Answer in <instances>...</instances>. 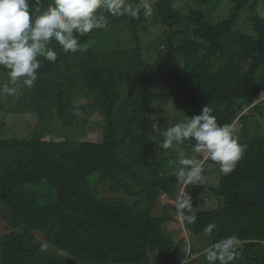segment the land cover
<instances>
[{"label": "trees", "instance_id": "16d2710c", "mask_svg": "<svg viewBox=\"0 0 264 264\" xmlns=\"http://www.w3.org/2000/svg\"><path fill=\"white\" fill-rule=\"evenodd\" d=\"M149 4L146 14L137 0L136 17L105 12L106 29L79 36L86 50L64 53L52 40L57 60L38 57L33 87L19 85L35 118L28 137H0V264H151L150 250L168 264L187 253L186 264H207L202 251L231 234L240 239L236 264H264V15L256 0ZM206 105L218 123L235 125L246 151L227 175L209 159L202 183L177 181L179 152L194 155L195 141L159 148L152 125L166 129ZM93 122L94 140L52 136ZM162 193L191 197V213L181 211L197 217L181 221L187 238L166 228L178 221L174 203L155 212ZM209 194L216 205L205 208Z\"/></svg>", "mask_w": 264, "mask_h": 264}, {"label": "clouds", "instance_id": "9594fccd", "mask_svg": "<svg viewBox=\"0 0 264 264\" xmlns=\"http://www.w3.org/2000/svg\"><path fill=\"white\" fill-rule=\"evenodd\" d=\"M41 5L42 0H0V68L7 70L13 85L0 89L2 94L16 96L20 91L16 85L33 87L38 78L37 70L41 67L38 57L43 56L49 62L57 60L56 49L49 46L52 40L59 43L64 53L83 51L86 49L80 44L79 36L106 29L109 20L105 12L111 16L132 17L138 12L137 6L127 0H52L47 7ZM141 5L146 14H151L148 0H141ZM152 127L154 132L163 136L158 145L165 150L184 141H195L192 145L194 155L179 152L180 167L175 177L181 182L202 183L205 162L209 159L219 164L223 174L231 173L247 148L239 142L235 125L218 123L207 105L199 114L169 124L166 129H161L158 122ZM174 201L180 204V212L187 209L191 213L190 196L182 203ZM182 219L194 224L197 217L187 214ZM215 228V222H211L203 232L210 235ZM239 248L237 234L223 237L206 250L207 264H236L242 258Z\"/></svg>", "mask_w": 264, "mask_h": 264}, {"label": "rangeland", "instance_id": "374dc122", "mask_svg": "<svg viewBox=\"0 0 264 264\" xmlns=\"http://www.w3.org/2000/svg\"><path fill=\"white\" fill-rule=\"evenodd\" d=\"M137 0H127V2L135 4ZM155 0H148L149 3H153ZM253 0H250L252 2ZM256 11H260L261 14L264 15V0H256ZM249 13H252V10L247 9L245 12H243L242 16H247ZM255 13V11H253ZM247 26V25H246ZM248 27V26H247ZM6 70L0 68V89H2L5 85L13 86L10 84V80L8 77L7 72H4ZM19 87V85H16ZM20 89V88H19ZM29 98L27 95L23 92V89H20L19 93L16 96H10L6 94L0 93V137L8 138V137H19V138H26L32 133V125H30L31 118L34 117L33 113H27L25 111V108H27L26 104L28 103ZM260 100H257L255 104L259 103ZM85 102V99H77L75 101V104H82ZM167 107L166 110L171 113L174 111L173 102L169 101L166 102ZM249 107H246L245 110H247ZM264 112V109H263ZM79 113L81 114V110H79ZM257 118L259 119V122H263V116L256 113ZM35 118V117H34ZM43 119H46V117L42 116ZM101 118L100 115H95L93 117L94 121H97ZM82 124V123H81ZM75 127H67L65 129H59L52 132V136L54 139H90L94 140L96 139V125L93 123L90 124H82ZM36 120L33 122V126L37 127ZM50 136V132L48 133ZM82 137V138H81ZM215 179L214 177L212 178ZM216 180V179H215ZM214 180V181H215ZM206 205H204L205 208L214 207L216 205L215 200L213 198L212 194L206 195L205 197ZM159 204L157 208L155 209V212L160 213L162 210V206L168 202L174 203L176 206V201L172 200L171 198H167V196L162 193L160 199L158 200ZM215 204V205H214ZM175 218L178 221H168L166 224V228L170 230H174V236L176 240L187 238V235H189V232L185 230L184 224L182 221V214L180 210H175L174 213ZM6 220L3 218L2 214H0V232H4L6 230L5 228ZM196 246L198 248H201L202 246L206 245V239L204 237L197 238V241L195 242ZM186 248L190 249V247L187 245ZM207 249L202 251L203 253L206 252ZM195 254L194 256L199 257L200 253ZM188 254V253H187ZM187 254H183L181 257H179L177 264H186V262L189 260L190 257H187ZM149 255L152 258L151 264H164L165 260L162 259L160 254L154 250L149 251ZM168 264V263H167Z\"/></svg>", "mask_w": 264, "mask_h": 264}, {"label": "built area", "instance_id": "2783aa9c", "mask_svg": "<svg viewBox=\"0 0 264 264\" xmlns=\"http://www.w3.org/2000/svg\"><path fill=\"white\" fill-rule=\"evenodd\" d=\"M179 205H180L179 203H176V207H177V209H180V208H179Z\"/></svg>", "mask_w": 264, "mask_h": 264}, {"label": "water", "instance_id": "95a60500", "mask_svg": "<svg viewBox=\"0 0 264 264\" xmlns=\"http://www.w3.org/2000/svg\"><path fill=\"white\" fill-rule=\"evenodd\" d=\"M164 264H167V259L165 260Z\"/></svg>", "mask_w": 264, "mask_h": 264}]
</instances>
